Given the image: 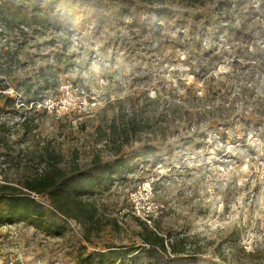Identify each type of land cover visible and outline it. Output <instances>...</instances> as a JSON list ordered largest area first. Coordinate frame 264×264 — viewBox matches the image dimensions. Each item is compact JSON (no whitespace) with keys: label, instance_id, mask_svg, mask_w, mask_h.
Returning <instances> with one entry per match:
<instances>
[{"label":"rangeland","instance_id":"374dc122","mask_svg":"<svg viewBox=\"0 0 264 264\" xmlns=\"http://www.w3.org/2000/svg\"><path fill=\"white\" fill-rule=\"evenodd\" d=\"M165 5L175 22L158 38L134 34L129 16L9 36L16 52L0 72V126L10 128L0 183L41 174L45 147L62 166L96 153L112 160L115 146L136 157L88 198L118 225L87 241L73 219L63 236L0 224V264H79L81 250L143 245L145 224L200 246L196 264H264V0ZM48 98L57 109L36 103Z\"/></svg>","mask_w":264,"mask_h":264},{"label":"trees","instance_id":"16d2710c","mask_svg":"<svg viewBox=\"0 0 264 264\" xmlns=\"http://www.w3.org/2000/svg\"><path fill=\"white\" fill-rule=\"evenodd\" d=\"M167 1L190 7L205 0H0V72L9 70V65L4 66L8 63L5 57L10 58L11 54L13 57L16 52L12 50L13 40L9 36L25 35V28L79 31L87 27L101 28L129 16L128 27L134 34L158 38L175 22L173 11L165 5ZM4 81L1 79L0 84ZM0 131V142L4 149H10V128L4 124ZM114 149L116 156L112 160H104L102 154L96 153L86 164L74 160L62 166L55 149L45 147V152L38 154L47 164L41 174L23 186L9 181L0 183V224L18 220L48 235L63 236L69 230L68 219H73L80 224L82 238L87 241L107 225H118L105 217L96 200L88 199L122 179L136 157L119 146ZM145 226L141 232L143 245H113L88 254L81 250L78 263L118 264L122 259L125 264H196L199 261L200 246L195 244L189 248L186 237L175 239ZM248 255L259 258L261 253L250 251Z\"/></svg>","mask_w":264,"mask_h":264},{"label":"built area","instance_id":"2783aa9c","mask_svg":"<svg viewBox=\"0 0 264 264\" xmlns=\"http://www.w3.org/2000/svg\"><path fill=\"white\" fill-rule=\"evenodd\" d=\"M27 29V28H25ZM5 40V39H4ZM8 64H5L4 66H6ZM1 69V67H0ZM36 103L39 105V106H46L47 108H49V110H52V109H57L56 107V102H54L51 98H48V99H45L43 100L42 102L40 101H36ZM62 108V106H60ZM149 185V183H147ZM17 258H13L8 264H26L24 262H17Z\"/></svg>","mask_w":264,"mask_h":264}]
</instances>
